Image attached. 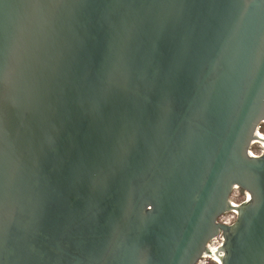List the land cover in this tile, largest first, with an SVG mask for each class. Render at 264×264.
<instances>
[{"label": "water", "instance_id": "obj_1", "mask_svg": "<svg viewBox=\"0 0 264 264\" xmlns=\"http://www.w3.org/2000/svg\"><path fill=\"white\" fill-rule=\"evenodd\" d=\"M262 120L264 0H0V264H264Z\"/></svg>", "mask_w": 264, "mask_h": 264}, {"label": "built area", "instance_id": "obj_2", "mask_svg": "<svg viewBox=\"0 0 264 264\" xmlns=\"http://www.w3.org/2000/svg\"><path fill=\"white\" fill-rule=\"evenodd\" d=\"M263 126H264V120H262L259 123V125L257 126V133L259 131H261L264 134ZM255 140H257V139H255ZM255 140H253L250 144L249 153H250V155H252L254 157H261L264 154V143L261 141L255 142ZM257 145H259V148L256 149L255 146H257ZM234 190H237V193H235V195H237V196H239L242 193V199L240 201H232L230 199L232 205L240 206L242 203L246 202L250 198V193L247 190H245L239 186H235L233 188L232 192ZM228 212H230L231 214L229 216H223L222 215L223 217L219 218V222L226 224V225H232L237 220L238 211L235 207ZM219 238H220V241H217ZM224 243H225V238L223 236V233H220L218 236H216L211 241H209L208 245L210 246L211 244H213V247H215V248H222ZM209 253H211V252H209ZM204 256L202 258H204ZM202 258L197 262V264H207V263H205V261H203ZM216 261L218 264H221V261L219 259L216 258Z\"/></svg>", "mask_w": 264, "mask_h": 264}, {"label": "rangeland", "instance_id": "obj_3", "mask_svg": "<svg viewBox=\"0 0 264 264\" xmlns=\"http://www.w3.org/2000/svg\"><path fill=\"white\" fill-rule=\"evenodd\" d=\"M263 129H264V126H263ZM259 133H260V136L264 137V134L261 131H259ZM257 141H260V140H257ZM257 141H255V142H257ZM261 142L264 143V141H261ZM255 148L256 149L259 148V145L255 146ZM235 193H237V190H234L232 192L230 199L232 201H240L242 199V193L239 196L235 195ZM230 214H231L230 212H227V213L223 214V216H229ZM223 216H221V217H223ZM217 241H220V238ZM211 246L213 247V244H211ZM216 258H217L216 256L212 255L211 253H208L202 259L207 264H218L216 261Z\"/></svg>", "mask_w": 264, "mask_h": 264}, {"label": "bare ground", "instance_id": "obj_4", "mask_svg": "<svg viewBox=\"0 0 264 264\" xmlns=\"http://www.w3.org/2000/svg\"><path fill=\"white\" fill-rule=\"evenodd\" d=\"M257 140H260V141H264V137L263 136H260L259 132L257 133L256 137H255ZM255 140V141H257ZM222 248H215V247H212L211 245L209 246V252H211L212 255L216 256L220 261V257L222 255ZM208 254V253H206ZM205 254V255H206Z\"/></svg>", "mask_w": 264, "mask_h": 264}]
</instances>
